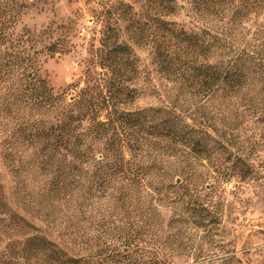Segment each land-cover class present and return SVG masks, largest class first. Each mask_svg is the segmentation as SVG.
<instances>
[{
  "label": "trees",
  "instance_id": "1",
  "mask_svg": "<svg viewBox=\"0 0 264 264\" xmlns=\"http://www.w3.org/2000/svg\"><path fill=\"white\" fill-rule=\"evenodd\" d=\"M195 1L203 17L219 24V33L177 29L164 19L175 12L173 0H145L160 12L146 24L130 5L118 4L113 23L127 25L123 30L106 26L102 33L97 66L103 78L89 80L70 103L52 93L30 58L0 53L3 112L33 108L52 116V122L41 118L23 129V140L41 141L40 154L49 152L38 163L49 169L51 197L78 209L101 200L118 215L134 217L115 233L88 239L67 234L69 241L60 244L5 210L7 224L23 240L7 247L0 264H169L159 252L153 217L169 200L168 190L206 182L207 174L196 167L207 168L209 133L218 129L210 118L196 123L190 110L264 98V0ZM245 22L257 23L258 30L241 46L237 35ZM120 32L135 43L155 44L158 71L170 85L165 106L137 112L120 108L136 100L128 83L137 75L136 58ZM248 85L252 92H244ZM4 207L0 201L2 212Z\"/></svg>",
  "mask_w": 264,
  "mask_h": 264
},
{
  "label": "rangeland",
  "instance_id": "2",
  "mask_svg": "<svg viewBox=\"0 0 264 264\" xmlns=\"http://www.w3.org/2000/svg\"><path fill=\"white\" fill-rule=\"evenodd\" d=\"M173 2L174 14L164 19L177 29L220 32L219 24L203 17L193 0ZM120 3L130 5L145 24L160 14L145 0H0V53L30 58L52 93L70 103L89 80L103 78L104 71L97 66L102 33L106 26L123 30L127 25L112 20ZM257 23L242 24L245 30L237 35L241 46L252 41ZM120 40L131 49L137 67L136 79L128 83L136 100L120 108L137 112L165 106L170 85L158 71L155 44L146 39L135 43L125 32H120ZM0 89V201L5 204L3 212L0 209V256L10 244L23 240L7 224L5 210L60 244L69 237L115 233L125 221H132L133 213L122 217L101 200L86 202L84 209L55 201L48 192L49 169L42 170L38 163L49 152L40 154L41 141L23 140L25 124L34 125L41 118L52 122V116L33 108L5 114L3 85ZM253 90L244 87V92ZM232 103L190 110L196 123L210 118L218 129L209 133L207 168L196 167L207 174L206 182L168 190L169 200L153 217L159 252L169 264H264V98L255 104ZM144 214L142 220L148 212Z\"/></svg>",
  "mask_w": 264,
  "mask_h": 264
}]
</instances>
